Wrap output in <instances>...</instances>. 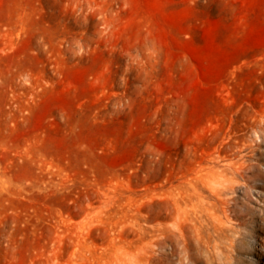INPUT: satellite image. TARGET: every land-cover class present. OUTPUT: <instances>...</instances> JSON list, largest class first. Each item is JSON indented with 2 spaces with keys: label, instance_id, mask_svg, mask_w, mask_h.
Wrapping results in <instances>:
<instances>
[{
  "label": "rangeland",
  "instance_id": "374dc122",
  "mask_svg": "<svg viewBox=\"0 0 264 264\" xmlns=\"http://www.w3.org/2000/svg\"><path fill=\"white\" fill-rule=\"evenodd\" d=\"M262 112L264 0H0V264H139L163 188ZM261 138L225 230L152 264H264Z\"/></svg>",
  "mask_w": 264,
  "mask_h": 264
},
{
  "label": "bare ground",
  "instance_id": "6f19581e",
  "mask_svg": "<svg viewBox=\"0 0 264 264\" xmlns=\"http://www.w3.org/2000/svg\"><path fill=\"white\" fill-rule=\"evenodd\" d=\"M257 114L251 117L250 122L248 121L247 130L250 132L249 136L253 132L257 137L261 136L263 141L264 112ZM257 137L248 138L246 133L234 135L227 148H218L213 152L209 150L211 152L208 151L205 161L200 162L189 179L180 181L172 188H163L164 219L158 227L148 231L144 243L140 245L141 251L138 247L140 251L138 253L142 256L139 257L137 252V255L134 254L135 260H141L139 264H142V260L143 264H152L155 254H161L163 252L161 248L173 237L182 241L185 256L191 261L193 256L190 250L194 244L198 246L199 241L210 244L211 238L209 239L205 234L207 225H212L216 231H222L228 225L229 212H231L229 210L233 209L230 203V200L234 198L233 194L238 188L253 184L262 170L259 166L262 153L259 152L261 149L258 150L261 142H259L260 138H258L259 141L257 140ZM256 183L254 182L253 185ZM236 202L233 204H237ZM212 243L213 248L218 246L217 243ZM174 252V247H172L169 253H165L170 256ZM127 254L128 252L123 253V257ZM131 254L129 255L131 259L127 263L133 259ZM118 259H120L119 256ZM135 260L134 262L137 263L138 261ZM122 261L121 264H124Z\"/></svg>",
  "mask_w": 264,
  "mask_h": 264
}]
</instances>
